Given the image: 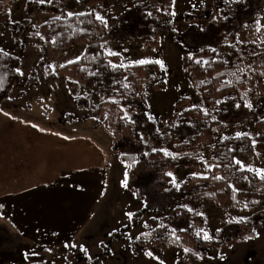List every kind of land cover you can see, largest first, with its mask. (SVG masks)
<instances>
[{
    "label": "rangeland",
    "instance_id": "rangeland-1",
    "mask_svg": "<svg viewBox=\"0 0 264 264\" xmlns=\"http://www.w3.org/2000/svg\"><path fill=\"white\" fill-rule=\"evenodd\" d=\"M52 1L0 0V49L9 53L0 51V57L23 72L0 93V264H264V222L254 239L229 240L241 234L243 222L237 221L259 209L219 207L202 198L203 182L195 180L204 176L200 163L209 167L252 139L255 155L246 166L264 169V94L252 74L256 70L250 71L257 64L254 56L264 52V0H105L102 8L83 0L78 5V12L94 10L107 20L108 51L121 60L164 64L149 67L144 99L130 102L135 141L105 131L94 86L80 84L72 95L61 68L80 58L85 44L44 61L33 34L55 16ZM256 20L259 32L252 27ZM208 53L249 73L245 88L228 90L210 104L184 74L185 57ZM180 100L186 102L182 108ZM248 103L251 110L244 107ZM208 108L222 127L200 142L210 122L183 110ZM238 132L249 135L237 139ZM29 142L44 146L31 150ZM155 152L164 156L145 160L129 181L130 168L120 156L140 161ZM185 181L189 186H182ZM25 191L23 197L9 194ZM189 212L199 214L203 235L212 237L207 245L197 238L196 257L165 241L169 229L191 227L190 219L184 221ZM66 243L77 247L65 248ZM148 251L159 260L146 256Z\"/></svg>",
    "mask_w": 264,
    "mask_h": 264
},
{
    "label": "trees",
    "instance_id": "trees-1",
    "mask_svg": "<svg viewBox=\"0 0 264 264\" xmlns=\"http://www.w3.org/2000/svg\"><path fill=\"white\" fill-rule=\"evenodd\" d=\"M84 1L89 7L96 6L98 8H102L105 2V0ZM51 5L54 8L55 16L42 24L33 34V38L38 40L39 46L43 48L44 61L50 63L62 52L76 45L85 44L86 50L79 58V62L68 63L61 68L62 73L69 81L72 95H77L80 84L94 86L102 105L104 114L102 125L105 131L115 139L135 141L137 138L135 126L128 115L132 111L130 102L144 99L145 89L150 80L149 67L157 66V64L132 66V62H125L118 55H108L109 24L108 27H104L100 21L95 19V15L69 17L68 12H78L79 4L76 3V0H53ZM84 12L96 13L94 10ZM156 13L164 14L160 10H156ZM252 27L253 30H256L255 23ZM237 51L238 55H241L239 44ZM254 59L257 61L256 67L250 71L256 70L252 74L258 75L260 88L264 94V76L260 75L264 73V52L256 54ZM196 60H200L201 63L197 64ZM110 61L118 67L113 69L109 65ZM240 61L241 59H238L239 63ZM121 64L124 66L119 67ZM259 66L262 70L258 69ZM184 68L185 76L197 84L198 92L208 104L214 99L223 97L228 90L236 91L239 87L245 88L249 74L238 71L235 66L227 67L223 60L215 58L210 53L200 57H185ZM15 74V69L8 63V60L0 57V93L2 89L11 88L16 83ZM185 103V100H180L177 102V107L182 108ZM209 110L211 109L206 110L207 114L195 109L183 110L184 113L192 117L210 122L209 128L200 135V142L202 138L210 139L215 136L222 127L218 120L212 118V113ZM261 124L262 122H258L257 126L260 127ZM238 145L233 148L235 151L229 149L226 156L212 164L219 165L218 167H204L205 163H200L203 166L204 176H207L208 179L197 178L195 180L203 182L200 190L202 198L214 201L219 207L229 205L231 208L243 211L259 209V212L242 223L239 236L229 238L230 241L245 242L256 237L257 228L264 222V180L260 179L259 175L244 171L233 163V159L236 158L246 165L248 158L255 155L251 143L245 149ZM241 149L243 150L241 151ZM243 153L245 154L243 155ZM160 156L163 157L164 154L155 152L140 161H137L135 155H121L120 159L128 164L130 168L128 177L131 181L144 169L145 160ZM216 176L222 177V179H214L213 177ZM182 186H189L188 181H185ZM184 219L185 222L190 219L191 227L188 229L180 227L178 230L169 229L165 241L167 245L180 247L188 256L196 257L199 251L197 238L204 236L201 230L203 224L200 223V216L197 213L189 212L187 216H184ZM162 228L159 225V229ZM203 243L207 245L206 241Z\"/></svg>",
    "mask_w": 264,
    "mask_h": 264
},
{
    "label": "snow or ice",
    "instance_id": "snow-or-ice-1",
    "mask_svg": "<svg viewBox=\"0 0 264 264\" xmlns=\"http://www.w3.org/2000/svg\"><path fill=\"white\" fill-rule=\"evenodd\" d=\"M40 2H41V3H44L45 0H40ZM82 2H83V0H76V3H77V4H80V3H82ZM225 3H240V0H225ZM193 6H195V5H193ZM174 14H175V13H172V15H174ZM67 15H68L69 17H71V16H75V15H81V16H83V15H87V16L95 15V19H96V20L100 21V22L103 24L104 27H108L107 20H106L103 16H101L98 12H96V13H93V12H68ZM255 24H256V31H257V32L261 31V27H262V25H261L260 20H256V21H255ZM245 27H248V25H245ZM101 47H104V45H101ZM229 47H233V45H229ZM0 51H2L3 54H4L5 56H8V55H9V53L6 52V51H3V49H0ZM201 51H204V49H201ZM212 51H215V49H212ZM108 55H117V53H115V52L109 50V51H108ZM78 62H79V58H77L75 61H70V63H78ZM195 62H196L197 64H200V63H201L200 60H196ZM151 63L159 64L162 68H164V64H163L162 61H152V60H149V59H147V58L139 59V60H136V61L132 62V66H144V65L151 64ZM109 65H110L113 69H116V68L118 67L117 65L112 64L111 61L109 62ZM123 66H124V65H122V64L119 65V67H123ZM165 70H166V69H165ZM16 72H17L18 75H23V72L20 71V69H17ZM260 75H261V76H264V73H261ZM9 99H11V97H9ZM236 107L239 108L240 105H236ZM244 107H246V108H248L249 110H251V108H252L253 106H252V104L248 103V104H245ZM205 114H207V112H205ZM5 115H8V113H5ZM32 126H33V127H37L36 125H32ZM248 135H249L248 133H240V132H238V133L236 134V138H237V139H240V138H242V137H248ZM64 139H68V137H64ZM225 139H227V138H225ZM252 148H253V149L256 148V140H255V139H252ZM242 150H243V149H241V151H242ZM160 151H163L164 154H165V156L173 157V154H172L171 152H169L167 149H160ZM232 151H235V149H232ZM257 155H259V153H257ZM173 158H175V157H173ZM233 163H234L235 165H238V166L240 167V169H242V170H244V171L256 172V173L260 176V179L264 180V169H260V170L253 169V168H251L250 166H246V165L244 164L243 161H241V160H239V159H236V158L233 159ZM218 166H219V165H209L210 168H212V167H218ZM167 175L172 176L173 174H172V173H168ZM192 175H193V176H198L199 174H197V173H193ZM201 178H203V179H208L207 176H203V177H201ZM213 178L216 179V180H220V179H222V177H219V176H216V177H213ZM124 185L127 186V180L124 181ZM230 187H234V186H230ZM237 191H239V190L237 189ZM145 206H146V205H145ZM0 207H3V206L0 205ZM185 207H186V206H185ZM189 211H191V209H189ZM125 216H127V217H129V218L131 219V218L134 216V213H132V212H126V213H125ZM240 222H244V221H243V218H241L240 221H237V223H240ZM114 231H115V230H114ZM113 234H114V233H109V235H113ZM54 235H57V234L54 233ZM203 239H204L205 241H211L212 237H211L208 233L205 232V233H204V236H203ZM101 243H103V242H101ZM64 247H65V248H69V247H71V248H76L77 245H76L75 243H71V244L66 243V244L64 245ZM79 247H80V250H81V251H85V252H87V249H86L83 245H80ZM48 251H51V249H48ZM185 251H188V250L185 249ZM146 256H148L149 258H154V259L159 260V257H155L152 251H148V252L146 253ZM90 258H91V257H89V259H90ZM221 258H223V257H221ZM160 264H164V262H163V261H160Z\"/></svg>",
    "mask_w": 264,
    "mask_h": 264
},
{
    "label": "crops",
    "instance_id": "crops-1",
    "mask_svg": "<svg viewBox=\"0 0 264 264\" xmlns=\"http://www.w3.org/2000/svg\"><path fill=\"white\" fill-rule=\"evenodd\" d=\"M50 135V134H49ZM53 135V134H52ZM21 139H23V138H21ZM25 140H27V138H24ZM17 144V143H16ZM28 144V143H27ZM29 146H30V148H31V150L34 148V147H37V146H44V144L43 143H41V142H37V143H33V142H29V144H28ZM25 188H26V186H24ZM28 192V191H27ZM9 194H11V196H13V195H15V196H20V197H23V196H25L24 194H26V191L25 192H23V193H21V194H14V193H9ZM8 194V195H9ZM8 195H5V196H8Z\"/></svg>",
    "mask_w": 264,
    "mask_h": 264
}]
</instances>
